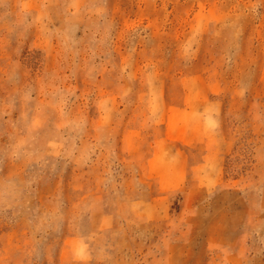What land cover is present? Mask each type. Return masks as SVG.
I'll return each instance as SVG.
<instances>
[{"label": "rangeland", "instance_id": "obj_1", "mask_svg": "<svg viewBox=\"0 0 264 264\" xmlns=\"http://www.w3.org/2000/svg\"><path fill=\"white\" fill-rule=\"evenodd\" d=\"M0 264H264V0H0Z\"/></svg>", "mask_w": 264, "mask_h": 264}]
</instances>
